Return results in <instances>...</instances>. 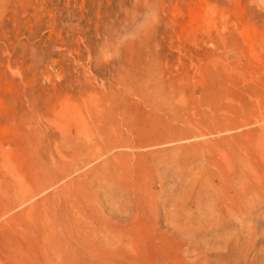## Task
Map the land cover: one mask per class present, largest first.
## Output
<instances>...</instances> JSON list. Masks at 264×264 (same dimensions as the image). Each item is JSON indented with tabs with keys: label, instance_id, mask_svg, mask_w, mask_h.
<instances>
[{
	"label": "rangeland",
	"instance_id": "374dc122",
	"mask_svg": "<svg viewBox=\"0 0 264 264\" xmlns=\"http://www.w3.org/2000/svg\"><path fill=\"white\" fill-rule=\"evenodd\" d=\"M70 237L264 264V0H0V264Z\"/></svg>",
	"mask_w": 264,
	"mask_h": 264
},
{
	"label": "bare ground",
	"instance_id": "6f19581e",
	"mask_svg": "<svg viewBox=\"0 0 264 264\" xmlns=\"http://www.w3.org/2000/svg\"><path fill=\"white\" fill-rule=\"evenodd\" d=\"M233 214L234 213H232L230 215H233ZM244 218H245V216L242 217V219L240 221L244 220ZM236 219H237V217H236ZM105 220H107V221H105ZM105 220H103V218L102 219L98 218V217L96 218L95 228L98 227L99 230H101V232L103 234H106V235L112 234L113 235V233H116L118 231L123 230V225H121L117 220H114L113 218L109 219V220L108 219H105ZM154 229H155V231H159V228L155 227ZM97 243L99 245V242H97ZM51 244H53L54 248L47 249V250L43 249L41 251V253H44V255L40 254L42 257H40V255L37 256L39 258H37V260H35L36 262L34 261L35 263H33V264H65L68 262V258H69V261H71V260H73L72 256H75V255L78 256L80 254H84L87 251H90V252L94 251L95 247L98 246L95 242H89V243H81L79 241L77 242L73 239V237H70L68 239L59 238V239H56L55 242H53V243L51 242ZM49 246H51V245H49ZM49 250H52V251H49ZM103 251H106L105 253L102 252L103 257H105V258H103L104 261L103 260H100V261L97 260L95 262V261L84 260L83 262L85 264H105L106 260L107 261L109 260L108 258L110 257L111 253L109 255V252L107 250H103ZM106 264H108V262Z\"/></svg>",
	"mask_w": 264,
	"mask_h": 264
}]
</instances>
